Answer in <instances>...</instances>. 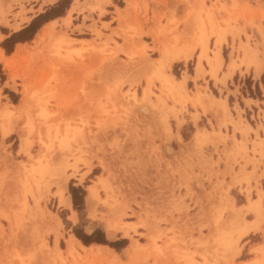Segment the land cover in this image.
I'll use <instances>...</instances> for the list:
<instances>
[{
    "label": "rangeland",
    "instance_id": "rangeland-1",
    "mask_svg": "<svg viewBox=\"0 0 264 264\" xmlns=\"http://www.w3.org/2000/svg\"><path fill=\"white\" fill-rule=\"evenodd\" d=\"M225 1L162 0L165 12L141 21L129 4L103 19V2L76 0L50 31L63 42H33L40 27L19 43L14 69L5 65L12 88L1 65L0 100L14 106L0 103V264H264V102L254 117L234 97L264 99V0ZM30 2L5 5L0 43L38 16L22 27ZM75 9L87 14L79 26ZM221 48L229 73L218 78ZM69 186L85 192L78 207ZM75 233L123 247L84 245Z\"/></svg>",
    "mask_w": 264,
    "mask_h": 264
},
{
    "label": "crops",
    "instance_id": "crops-1",
    "mask_svg": "<svg viewBox=\"0 0 264 264\" xmlns=\"http://www.w3.org/2000/svg\"><path fill=\"white\" fill-rule=\"evenodd\" d=\"M9 1L10 0H0V21H2L4 19V16H3L4 7ZM31 1L32 2H30L28 4V7L27 6L24 7V10L26 12L25 13V18L27 19V22H25V24L22 27L26 26L31 21V19H33L39 13L44 12L50 6H53L59 0H31ZM75 1L76 0H72L71 1L70 6H69V8L67 9V12H66L67 14H68V11L70 12L71 9L73 7H75ZM78 1H79L80 4L83 2V0H78ZM88 1H92V0H88ZM97 1L98 2H103L100 5L103 8L104 12H105V15L102 16L103 19H104V17H106L107 13H114L116 8L123 9V8H125L127 6V4L131 5V7H132L131 14L132 15H133V13L134 14H138V17L141 18V21L143 20V16H144L145 13H147V17L149 19H151L152 16H155V20H157L160 17V15L163 12H165V10H166L164 5L161 4L162 0H121L124 3V6L122 8L118 7L117 5H115V2H114L115 0H97ZM225 2H226V4H230V0H226ZM39 7L41 8L40 11H38ZM185 7L186 6H183L181 4L175 6L174 12H175V17L176 18L178 16L182 17L184 15ZM30 8H32L31 10H32L33 13L30 12L31 11ZM67 14L64 15V16L56 17L54 19H50L47 22H45V24H43L41 26V28L38 30V32L36 33V35H35V37L33 39V42L36 41V39H37V41L39 40V38L41 37L40 33L43 32L45 29H46V31H45L46 35L45 34H44L45 36L42 35L44 42L48 43L50 41V39H54V40L57 39L58 40L59 37H57V38L54 37V34H53L54 30L50 33V31L52 30L51 28L54 26L55 23H56V25L61 26L62 21L65 20V18L67 17ZM84 16L87 17V14L79 13L75 9L71 13L70 25H73V26L81 25L82 19H83ZM76 21H77V23H75ZM101 21L102 22H110L109 20H101ZM85 25H88L87 22H85ZM147 25L148 26L149 25L150 26L151 25L154 26L155 25V21L152 20V22H150ZM56 27L54 26L53 29H57ZM2 37L5 38L6 36L0 33V40H2ZM78 40L84 41V40H87V39H85V38L83 39L82 38V39H78ZM21 46H22V44H19V43L16 44L15 48H14V51L8 56H6L4 51H3V49L0 48V64L2 65L3 70H5L7 75H8V81L5 83V85H7L10 88H12L10 75H9L10 73L5 68L4 61H5V63L7 61H9L10 64H11V69H12V67H14L13 65H15V63H16V60L19 59V57H20ZM81 47L82 46H80L79 48H81ZM221 51H222V48L220 49V51L217 54V60H218L217 65L220 67L219 69H223V70H221L222 71L221 74H219V75L217 74L218 78H221L222 75L227 73V72L229 73V71H228L229 62L228 61L226 62L224 60ZM202 65L204 67V63H202ZM204 69H205V67H204ZM205 70H207V69H205ZM237 73H239V72L237 70H234V72H232V74L229 75V76H231V79H232L233 75H236ZM227 80H230V79H227ZM254 84L255 83H253V87H254ZM0 91H1V85H0ZM237 93H238V95H234V97H235V103L239 107L240 111H242L244 114H246V113L249 114L250 112H252V113H254V117H255V112H256L255 111V109H256L255 103L258 104L257 107L261 108L260 104L264 102V99L254 98V97L249 96V94L244 95L239 90H237ZM0 98H1V95H0ZM223 100H225V99L222 98L221 101H223ZM247 102H249V103L247 104ZM0 103H1V105H12V106H14L13 104H11V103H9L7 101L4 102V101L0 100ZM226 104H228L227 106H229L228 100H227ZM17 106H18V104H17ZM9 111L11 112V110H9ZM4 132H6V131H3V133ZM9 134H10V132L7 133L5 139L10 136ZM69 238H71V237H69ZM72 238L75 241H77L76 238H74V237H72Z\"/></svg>",
    "mask_w": 264,
    "mask_h": 264
},
{
    "label": "trees",
    "instance_id": "trees-1",
    "mask_svg": "<svg viewBox=\"0 0 264 264\" xmlns=\"http://www.w3.org/2000/svg\"><path fill=\"white\" fill-rule=\"evenodd\" d=\"M60 15L54 16L53 18H48L46 20H43V22H41L38 25H35L36 22L41 19L42 17H44V15H38L36 18H34L31 23L26 26L25 28L21 29L20 31L16 32V33H12L8 38L4 39L1 43H0V47L4 49L6 55H9L12 51L13 48L15 46L16 43H24V42H28L31 41L35 35V33L37 32V30L48 20L50 19H54L56 17H59ZM5 80L4 78V74L1 71V64H0V82L2 83ZM256 90L257 86H256ZM13 102L15 103V99H13ZM69 192L71 194L72 197V205L74 207H78L82 201H83V197H84V190L81 187H72L69 186ZM79 202V203H78ZM75 237L77 239H79L84 245H89L90 243H97V244H102V245H108L116 250L120 249L123 246H120V243L122 241H116V242H106L103 238L101 237H95V238H91L87 237L85 235H79L78 233H75Z\"/></svg>",
    "mask_w": 264,
    "mask_h": 264
},
{
    "label": "bare ground",
    "instance_id": "bare-ground-1",
    "mask_svg": "<svg viewBox=\"0 0 264 264\" xmlns=\"http://www.w3.org/2000/svg\"><path fill=\"white\" fill-rule=\"evenodd\" d=\"M46 29L43 31V32H41L40 33V35H41V37L39 38V40L40 39H43V36L42 35H46ZM44 35V36H45ZM200 39V38H199ZM57 43H59V42H63L61 39H59V40H55ZM201 41V40H200ZM207 43V42H206ZM218 45V44H217ZM204 46H205V44H204V42H200V47H201V49H202V51H203V48H204ZM178 50V49H177ZM192 50V49H191ZM187 51V50H186ZM193 51V50H192ZM189 52V51H188ZM188 52H184V55H183V58H185L186 59V57L187 56H189V53ZM176 54V53H175ZM169 55V54H168ZM167 55V56H168ZM178 55H180L179 53H178ZM248 55V54H247ZM246 55V56H247ZM172 56V55H171ZM164 57H166V56H164ZM176 57H178V56H176ZM249 57V56H248ZM251 57V56H250ZM170 59V58H169ZM168 59V60H169ZM178 60V59H177ZM159 62V61H158ZM162 62V61H161ZM246 62H247V60H246ZM255 63H256V61H255V59L254 58H249V61L246 63V64H249V65H252V64H254V66L256 67V65H255ZM5 65H6V67L8 68V69H11V64H10V62L9 61H7L6 63H5ZM160 65V64H159ZM258 67V66H257ZM257 73H258V70H257ZM163 75V74H162ZM160 76V75H159ZM170 76V75H169ZM168 77V76H167ZM183 80H185V79H183ZM162 82H163V86H165V88L168 90V92H171V93H173V92H177V93H182L181 91L184 89V88H182V84L181 83H175L174 82V80L171 78H164L163 80H162ZM181 82V81H180ZM183 82V81H182ZM184 83V82H183ZM162 84V83H161ZM26 92V91H25ZM184 95V94H183ZM26 96H27V93L25 94V98H24V100H23V103H22V105H21V108L20 109H23V107L25 108V106L27 105V100H29V98H27L26 99ZM185 97H187L186 95H184ZM28 97V96H27ZM183 97V96H182ZM186 99V98H185ZM192 100V99H191ZM207 100H209V99H207ZM213 101H215V100H212V102ZM218 101V100H217ZM216 101V102H217ZM205 102H206V100H205ZM214 103V102H213ZM224 104V103H223ZM210 106V105H209ZM215 106H216V104H215ZM219 106V105H218ZM20 107V106H19ZM27 107V106H26ZM1 109V108H0ZM18 110H19V108H18ZM22 111H24V110H22ZM6 112V111H5ZM21 112V111H20ZM2 113H4V112H2ZM4 114H6V113H4ZM14 114V113H13ZM19 114V113H18ZM29 122V121H28ZM31 124V123H30ZM33 127V126H32ZM29 130V129H28ZM7 133H8V131H6V132H4L3 133V136L5 137L6 135H7ZM57 136V135H56ZM48 137H50V136H48ZM28 146V143H27V141H25V140H23V143H22V145H21V147L23 148V150H25L24 148H26V151H27V147ZM23 150H21V151H23ZM88 192H89V195H88V197H87V204L88 205H92V203L94 202V200H95V198H96V190H95V186L93 187V186H91V187H89V190H88ZM61 196V195H60ZM61 202H63V203H65L66 204V199H63ZM250 205H252V204H250ZM248 207V206H247ZM248 208H250L251 209V206L250 207H248ZM74 215V214H73ZM73 220L75 219L74 218V216H72L71 217ZM107 228V235L109 236V237H114V235H115V232H116V230H117V226H115L114 224H108V226L106 227ZM251 228H255V225H253V226H251ZM76 246H78L79 247V244H78V242L77 241H75L72 237L71 238H69V240L67 241V247H66V253H67V255L68 256H70V257H73V256H76V249H75V247ZM85 248V247H84ZM89 250H91L92 251V253H93V251H95L96 249H98V248H96L95 250H94V247L93 246H91V247H89L88 248ZM56 250V252H58L57 251V249H55ZM101 250V249H100ZM102 250H105V251H108L106 248H102ZM99 251V250H98ZM97 251V252H98ZM90 252V251H89ZM111 253V252H110ZM90 254V253H89ZM94 254V253H93ZM92 254V255H93Z\"/></svg>",
    "mask_w": 264,
    "mask_h": 264
}]
</instances>
